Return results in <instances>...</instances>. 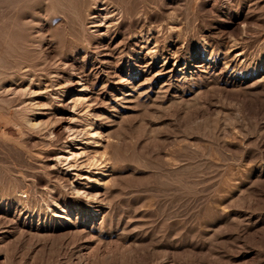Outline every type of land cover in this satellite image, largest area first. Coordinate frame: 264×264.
Here are the masks:
<instances>
[{"label":"rangeland","instance_id":"1","mask_svg":"<svg viewBox=\"0 0 264 264\" xmlns=\"http://www.w3.org/2000/svg\"><path fill=\"white\" fill-rule=\"evenodd\" d=\"M94 2L0 0V264H264V0Z\"/></svg>","mask_w":264,"mask_h":264},{"label":"bare ground","instance_id":"2","mask_svg":"<svg viewBox=\"0 0 264 264\" xmlns=\"http://www.w3.org/2000/svg\"><path fill=\"white\" fill-rule=\"evenodd\" d=\"M97 1H98V0H95L94 3H96ZM102 1H103V0H102ZM104 1H105V0H104ZM120 2H121V1H120ZM79 3H80V2H79ZM84 3H85V1H84ZM115 4H116V3H115ZM92 5H93V4H92ZM78 6H79V5H78ZM86 6H87V5H86ZM86 6H85V7H86ZM94 7H95V6H94ZM54 9H55V7H54ZM59 9H60V8H59ZM78 9H79V8H78ZM128 9H129V8H128ZM61 11H62V10H61ZM61 11L58 10V12H60V13L62 14L63 11H62V12H61ZM82 11H83V9H82ZM130 11H131V10H130ZM43 12H44V11H43ZM86 12H87V11H86ZM44 13H45V12H44ZM70 13H71V12H70ZM49 14H50V13H49ZM58 14H59V13H58ZM61 14H60V15H61ZM62 15H63V14H62ZM88 15H89V14H88ZM64 16H65V18H66V14H64ZM67 16H68V15H67ZM72 18H73V17H72ZM84 18H85V17H84ZM132 18H133V17H132ZM63 19H64V18H63ZM65 20H67V19H65ZM65 20H64V21H65ZM68 20H69V18H68ZM68 20H67V21H68ZM71 20H72V19H71ZM73 20H74V19H73ZM73 20H72V23H73ZM91 20H92V19H91ZM74 21H75V20H74ZM68 22H69V21H68ZM68 22H66V23H68ZM69 23H70V22H69ZM69 23H68V25H69ZM102 23H103V22H102ZM102 23H101V24H102ZM72 26H73V25H72ZM69 27H71V26H69ZM79 28H80V27H79ZM75 31H76V30H75ZM77 31H78V30H77ZM80 33H81V32H80ZM76 34H77V33H76ZM77 35H78V34H77ZM79 35H80V34H79ZM79 35H78V38L80 37ZM80 38H81V37H80ZM128 38H129V37H128ZM71 39H72V38H71ZM76 39H77V38H76ZM82 39H83V38H82ZM79 40H80V39H79ZM69 41H70V40H69ZM75 41H77V40H75ZM82 41H83V40H82ZM79 42H80V41H79ZM3 44H4V43H3ZM27 48H28V47H27ZM30 49H31V48H30ZM14 60H15V59H14ZM18 60H19V59H18ZM18 60H17V61H18ZM34 60H36V59H34ZM20 61H21V60H20ZM23 61H25V60H23ZM34 62H35V61H34ZM19 63H20V62H18V64H19ZM22 63H24V62H22ZM11 65H12V64H11ZM25 65H26V63H25ZM34 65H35V64H34ZM34 65H32L33 68H34ZM12 66H13V65H12ZM15 66H17V63H16ZM19 66H21V63L19 64ZM19 66H17L16 68H19ZM28 66H29V68L31 67L30 65H28ZM35 66H36V65H35ZM2 68H3V67H2ZM9 68H10V67H9ZM20 69H21V68H20ZM20 69H19V70H20ZM31 69H32V68H30V70H31ZM15 70H17V69H15ZM13 71H14V70H13ZM5 75H6V74H5ZM14 76H15V75H14ZM9 77H10V76H9ZM124 97H130V95H129V94H125ZM132 101H133V100H132ZM114 109H115V108H114ZM88 128H89V127H88ZM76 130H77V129H76ZM74 132H75V131H74ZM77 132L79 133L78 130H77ZM78 133H77V136L79 135ZM96 133H97V132H96ZM75 134H76V133H75ZM89 135H90V134H89ZM91 135H92V134H91ZM93 135H94V134H93ZM75 136H76V135H75ZM75 136H74V137H75ZM94 136H95V135H94ZM75 138H76V137H75ZM75 138H74V139H75ZM92 138H93V137H92ZM93 141H94V140H93ZM93 143L96 144V143H98V142H93ZM95 153H96V152H95ZM102 153H103V152H102ZM87 178H88V177H87ZM77 190H78V189H77ZM77 190H76V191H77ZM77 194H78V193H77Z\"/></svg>","mask_w":264,"mask_h":264}]
</instances>
